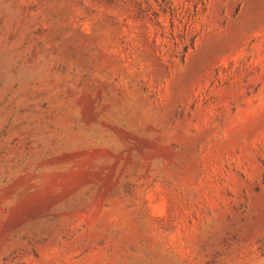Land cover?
<instances>
[{"label": "rangeland", "instance_id": "1", "mask_svg": "<svg viewBox=\"0 0 264 264\" xmlns=\"http://www.w3.org/2000/svg\"><path fill=\"white\" fill-rule=\"evenodd\" d=\"M0 264H264V0H0Z\"/></svg>", "mask_w": 264, "mask_h": 264}]
</instances>
